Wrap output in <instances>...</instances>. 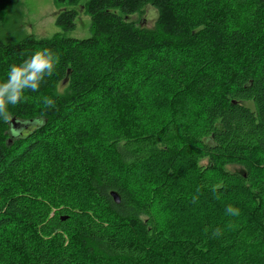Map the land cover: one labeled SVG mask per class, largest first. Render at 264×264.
I'll return each mask as SVG.
<instances>
[{
    "label": "trees",
    "instance_id": "trees-1",
    "mask_svg": "<svg viewBox=\"0 0 264 264\" xmlns=\"http://www.w3.org/2000/svg\"><path fill=\"white\" fill-rule=\"evenodd\" d=\"M16 1L0 0V21ZM146 7L157 13L150 28L132 19ZM81 8L86 38L0 37V79L33 51L56 58L0 116V264H264V0ZM76 15L63 8L55 24L72 30ZM154 77L182 99L155 122L127 119L144 88L145 107H164L146 87ZM96 98L108 115L91 114ZM157 157L167 175H132Z\"/></svg>",
    "mask_w": 264,
    "mask_h": 264
},
{
    "label": "rangeland",
    "instance_id": "rangeland-1",
    "mask_svg": "<svg viewBox=\"0 0 264 264\" xmlns=\"http://www.w3.org/2000/svg\"><path fill=\"white\" fill-rule=\"evenodd\" d=\"M85 0H81L78 5L70 6L67 2H56L55 0H18L13 3L9 10L6 12L4 19L0 21V37L3 38H21L27 34H33L36 37H50L55 33H59L62 36L73 38V39H83L90 35V17L88 14L84 12L81 8V5L84 3ZM63 8H73L76 10V18H75V27L72 30L63 31L55 24V15ZM157 13L154 8L146 7L142 14H135L132 16L133 20H137L141 23L142 26L145 27H152L154 21L156 19ZM175 54V53H174ZM180 58V55L178 56ZM139 79L133 80L135 84H138ZM148 90L152 93L154 97H156L155 101L157 102L163 97V104L164 107L160 108L159 105L152 104L148 107L145 105L151 102V98L147 95L146 88L141 89L135 95V99L137 96H141L144 98L143 104H139V108L137 109L136 114L130 116L127 119L134 120V121H142L150 122V121H157L162 116L164 111L168 110L169 107L171 108L174 104L178 103L182 97H179L177 100L168 99V95L172 93L175 88L174 86L164 77H154L152 80L149 81L148 85L146 86ZM134 103V102H133ZM96 104L98 107L96 109ZM136 105V103H134ZM143 105V106H142ZM110 106V102L101 104L99 103V98L92 100L91 109L92 113L96 114L99 113L102 109L105 114L106 108ZM146 111L143 113L142 112ZM117 114V113H116ZM116 114L114 115V120H116ZM108 115V114H107ZM89 118V115H87ZM86 119V118H84ZM104 126H108L105 122ZM96 124L95 122H88L86 126ZM99 148H103L102 143L98 144ZM109 157L111 158V152L106 150ZM167 158L157 157L152 161L145 162L141 166H139L135 171H132V175H138L141 177L147 175H155L156 178L161 179L165 175L168 174L170 169V165L167 162ZM203 163H206L204 160ZM232 168V166H230ZM126 172L127 177H130ZM143 179L142 181H145ZM182 177H178L174 183L178 186L182 184ZM141 181V182H142ZM140 182L139 185L142 183Z\"/></svg>",
    "mask_w": 264,
    "mask_h": 264
},
{
    "label": "clouds",
    "instance_id": "clouds-1",
    "mask_svg": "<svg viewBox=\"0 0 264 264\" xmlns=\"http://www.w3.org/2000/svg\"><path fill=\"white\" fill-rule=\"evenodd\" d=\"M56 58L47 50L33 51L18 64L8 67L6 75L0 79V116L6 118L10 106H15L25 98V92L36 91L42 80L53 73ZM43 103L51 106L53 100L44 98ZM225 212L231 216L239 214V210L228 206Z\"/></svg>",
    "mask_w": 264,
    "mask_h": 264
},
{
    "label": "water",
    "instance_id": "water-1",
    "mask_svg": "<svg viewBox=\"0 0 264 264\" xmlns=\"http://www.w3.org/2000/svg\"><path fill=\"white\" fill-rule=\"evenodd\" d=\"M10 122L12 123V129L17 128L18 123L15 122V119H14V118H12ZM9 140H10V138H9ZM110 196L112 197V199H113V201H114L115 203H119V201H120V196H119V194H118L116 191H113V190H112V191L110 192ZM61 219L63 220L64 218L62 217Z\"/></svg>",
    "mask_w": 264,
    "mask_h": 264
}]
</instances>
